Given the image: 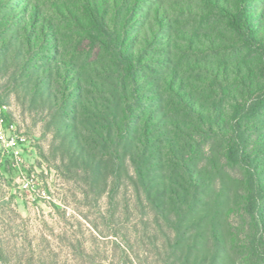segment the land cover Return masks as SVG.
Segmentation results:
<instances>
[{
  "label": "trees",
  "instance_id": "1",
  "mask_svg": "<svg viewBox=\"0 0 264 264\" xmlns=\"http://www.w3.org/2000/svg\"><path fill=\"white\" fill-rule=\"evenodd\" d=\"M73 1L114 88L96 96L34 0H0V119L42 128L76 210L115 237L109 264H264V0H202L228 46L175 32L162 0Z\"/></svg>",
  "mask_w": 264,
  "mask_h": 264
},
{
  "label": "rangeland",
  "instance_id": "2",
  "mask_svg": "<svg viewBox=\"0 0 264 264\" xmlns=\"http://www.w3.org/2000/svg\"><path fill=\"white\" fill-rule=\"evenodd\" d=\"M34 2L58 28L63 44L62 54L76 64L89 83L98 85L102 92L96 94L99 99L108 97L105 92L114 88L115 78L112 73L115 67L102 45L87 34L75 1ZM162 2L168 6L171 18L176 23L175 32L209 36L223 45L231 44L233 38L223 19L216 13L202 15L209 11L202 0ZM204 38L209 43L206 40L209 38ZM238 50L236 53L229 51L209 55L203 60L230 62L235 56L246 55L242 49L241 52ZM86 86L96 92L93 84ZM202 96L208 99L212 95L204 92ZM228 102V99L222 101L225 109L229 107ZM11 105L17 113V102L13 100ZM18 120L21 121L20 130L28 139L24 146V169L27 174L39 178L38 189L52 194L57 203L48 204L39 197L36 202L33 201L36 193L20 190L19 174L14 173L7 178L0 176V264H109L115 237H102L76 210L77 205L64 188V182L56 169L42 155L49 143L42 128L31 120L26 123ZM85 212L92 219H99V211ZM132 220L136 222L135 216ZM100 230L109 232L103 224Z\"/></svg>",
  "mask_w": 264,
  "mask_h": 264
},
{
  "label": "built area",
  "instance_id": "3",
  "mask_svg": "<svg viewBox=\"0 0 264 264\" xmlns=\"http://www.w3.org/2000/svg\"><path fill=\"white\" fill-rule=\"evenodd\" d=\"M27 142V136L16 123L7 124L4 118L0 119V154L2 157L9 155L15 168L24 167V146ZM18 182L20 190L26 193L34 192L40 185L38 177L26 176L24 173H19ZM38 197L48 204L57 203L52 194L45 190H41L39 196H35L33 201L36 202Z\"/></svg>",
  "mask_w": 264,
  "mask_h": 264
}]
</instances>
